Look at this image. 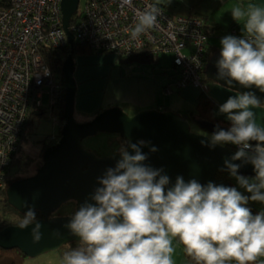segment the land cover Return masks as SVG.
<instances>
[{"label": "clouds", "instance_id": "9594fccd", "mask_svg": "<svg viewBox=\"0 0 264 264\" xmlns=\"http://www.w3.org/2000/svg\"><path fill=\"white\" fill-rule=\"evenodd\" d=\"M159 14L155 5L138 12L132 37L153 28ZM231 15L235 21H244L246 36L226 35L220 40L218 79L229 86L236 82L264 92V4H237ZM261 105L251 91L229 96L218 112L227 117L230 127L217 125L207 142L210 148L237 146L224 164L250 195L237 187L202 185L194 178L185 182L183 176L169 186L170 177L163 168L145 163L148 156L141 149L147 142L127 141L115 167L98 177L99 187L90 197L94 203L86 200L64 225L83 246L65 252L61 264H176L174 241L195 264H257L258 260L264 264V211L253 215L246 206L249 201L264 204V126L258 125L252 110ZM233 161L250 163L254 180L239 175L240 165ZM30 225L37 243L42 225L34 207H29L18 227ZM53 236L60 238L61 233L54 230Z\"/></svg>", "mask_w": 264, "mask_h": 264}, {"label": "water", "instance_id": "95a60500", "mask_svg": "<svg viewBox=\"0 0 264 264\" xmlns=\"http://www.w3.org/2000/svg\"><path fill=\"white\" fill-rule=\"evenodd\" d=\"M81 0H62V23L70 46L74 45V37L70 31L72 19L79 11ZM219 50L207 64L206 76L213 83L234 92H254L264 106V92L255 88H244L236 82L232 86L226 81L219 80L217 61ZM76 61L69 55L63 66L64 74V124L61 139L54 146L49 147L43 154V166L31 178L13 182L7 190L8 203L21 214H25L29 207L40 212L43 219L38 220L41 225L42 238L34 243L32 228L25 229L8 227L0 231V247L5 250L19 249L28 258H35L50 251L59 250L62 246L80 242L79 237L71 234L65 228L70 217L50 218V216L67 202L76 203V211L86 200L90 199L96 187L98 177L106 169L115 167L119 154L99 158L83 147V140L93 138L99 134H114L125 141L138 143L143 140L142 152L147 154L145 163L153 168L164 169V174L170 177V185L175 183L177 176H183L185 182L196 179L202 185L213 182L217 185L230 186L219 179V173L227 172L224 161L236 151L225 145L214 148L207 146V135L193 133L191 122L173 111L160 112L145 110L136 115H128L121 108L114 107L99 113L93 120L79 123L75 118L77 82L75 79ZM201 129L212 134L217 125L203 120L194 122ZM227 130L222 126H219ZM210 138V137H209ZM206 144L202 145L201 141ZM253 145L255 142H252ZM156 152H151V147ZM127 147V144H126ZM131 153V149H128ZM239 164L238 174L255 177L256 173L250 163L233 161ZM27 205V206H25ZM59 230L60 238L53 236V231Z\"/></svg>", "mask_w": 264, "mask_h": 264}, {"label": "built area", "instance_id": "2783aa9c", "mask_svg": "<svg viewBox=\"0 0 264 264\" xmlns=\"http://www.w3.org/2000/svg\"><path fill=\"white\" fill-rule=\"evenodd\" d=\"M81 1L83 9L70 24L74 45L80 43L96 53L118 56L139 52L146 56L171 55L173 67L178 70L172 87L183 90L194 86L208 91L202 84L208 62L203 19L173 17L156 0ZM61 3L62 0H0V192L7 189L12 159L20 150L31 113L45 110L51 116L56 86L42 49L69 45ZM153 5L160 12L157 24L133 38L138 12ZM170 88L165 90L167 95L173 93ZM46 96L50 97L48 106ZM56 139L52 136L46 144L54 145Z\"/></svg>", "mask_w": 264, "mask_h": 264}, {"label": "crops", "instance_id": "0c3cea01", "mask_svg": "<svg viewBox=\"0 0 264 264\" xmlns=\"http://www.w3.org/2000/svg\"><path fill=\"white\" fill-rule=\"evenodd\" d=\"M163 3L166 11L173 17L196 16L204 20L206 34L209 38L214 36L224 37L232 35L236 37L246 36L244 21H235L231 15V9L237 4L247 6L249 3L264 4V0H156ZM208 41V40H207ZM209 46H213L208 43ZM218 50L220 48L216 47ZM221 50V49H220ZM75 70L77 82V97L75 117L95 116L97 112L119 107L126 114L133 116L145 110H157L160 112L175 111L181 113L185 110L184 102L170 100L173 93L167 95L165 90L176 89L166 80L155 76L147 77L138 74L125 75L123 67L115 66V57L99 56L78 57ZM208 94L215 101V115L221 120L227 117L219 114V105L229 96H237L238 92L229 90L218 84L207 88ZM182 91L183 97L197 104L200 90L194 86H188ZM174 92V91H173ZM171 96L167 105L163 104V97ZM166 102V101H165ZM256 113L258 125L264 126V106L252 109ZM195 112V111H194ZM183 114V113H182ZM187 115V114H186ZM184 116V115H182ZM176 264H186L184 250L176 241ZM264 260V258H261ZM259 261V260H258ZM261 262V261H259Z\"/></svg>", "mask_w": 264, "mask_h": 264}, {"label": "rangeland", "instance_id": "374dc122", "mask_svg": "<svg viewBox=\"0 0 264 264\" xmlns=\"http://www.w3.org/2000/svg\"><path fill=\"white\" fill-rule=\"evenodd\" d=\"M83 9V1L80 2L79 11L81 12ZM77 16V15H76ZM73 20V19H72ZM222 37L214 36L213 38L208 39V43L213 45L214 47H218L221 49L220 40ZM111 56V55H108ZM151 58H156V61L149 64H119V66L123 67V72L125 75L130 76L133 75H146L147 77H151L155 74V76H159V78L166 80L170 84H175L176 79L174 80L175 74L178 73V70L173 67V58L171 55H158V56H148ZM79 58H76L75 61L77 63ZM207 66L205 68V71ZM214 83H209L205 85L206 88H209L210 85ZM175 88V87H174ZM173 98L171 96L163 97V104L167 105L168 100L172 103L173 100H177L185 103V110L181 113H175L180 115H186L190 112L195 111L196 105L191 101L186 100L183 97L182 91H178L177 89H173ZM166 101V102H165ZM50 102V97L46 96L45 105L48 106ZM183 113V114H182ZM134 115V114H133ZM97 116V115H96ZM96 116H88L79 118L76 116V121L79 123H86L93 120ZM191 130L193 133L207 135L210 137L211 134L201 129L197 124L191 123ZM52 136H56L57 139L55 141L56 145L58 141L61 139L60 127L57 125V122L50 116V111H46L44 117L35 118L32 124L29 127L27 133V141H25L18 152L10 172V178L12 180H19L23 178L30 177L35 174L39 165L42 166V156L44 154L43 148L44 143H47V140ZM96 143L93 146L95 147V153L99 156H113L117 154V151L123 146L124 142L120 136L114 134H99L93 138H91V143ZM126 147V146H125ZM49 148V147H48ZM47 148V149H48ZM38 172V171H37ZM36 175V174H35ZM33 177V176H32ZM250 179L253 177L246 176ZM31 178V177H30ZM230 183L232 187H237L239 191H241L245 195H250L243 188H240L236 182L234 176L231 175ZM249 203H255L256 207L261 211H264V204L259 202L249 201ZM75 204L70 201L64 204L61 208H59L56 212H54L50 218H60V217H71L75 213ZM67 251H70V247L68 245L62 246L59 250L50 251L48 253L42 254L35 258H27L24 264H61V258L63 254Z\"/></svg>", "mask_w": 264, "mask_h": 264}, {"label": "trees", "instance_id": "16d2710c", "mask_svg": "<svg viewBox=\"0 0 264 264\" xmlns=\"http://www.w3.org/2000/svg\"><path fill=\"white\" fill-rule=\"evenodd\" d=\"M77 19L78 18L76 17L73 21H76ZM219 50L214 46H209V44L207 45V56H208L207 64L209 63L211 57L215 53H217ZM208 53L210 55H208ZM42 55H43L44 63L48 66V68L50 69V71L53 75L54 85L56 86V89L52 94V100L54 101V106L52 107V110H51V117L57 119L58 123L60 124V126H59L60 127V133L62 131V126L64 123V105H65L63 66H64V63H65V61L69 55H72L74 57V59H76L78 57H93L95 55H99V56L111 55V56L115 57V61H116L115 66L118 68L122 67V66H119L118 63L120 65L121 64L127 65V64H131V63H137V64L149 63V64H151V63L156 61V58L148 57L143 52L136 53L132 56H118V55H115L113 53H108V52L96 53L89 46L84 45V44H80V43H76L73 46L66 45L64 47H59V48H55L52 46H45L42 49ZM211 82L212 81L207 78L206 72L204 71L203 78H202V84L205 86ZM214 109H215V101L208 94V91L203 90L200 92V94L198 96L197 104L195 107V112H190L187 115H184L183 117L186 118L191 123H194L197 120H203V121H206V122H209L212 124H216V125H219V126H222V127L228 129L230 127V121H228V120L223 121V120L217 118L215 115ZM167 111H168V109L165 110V112H167ZM45 112H46L45 110H43V111L40 110V111H36V112L31 113V116L28 120V124L26 126L25 135L22 138L21 145L25 141H27V133H28L29 127L32 124L33 120L35 118H38V117H44ZM101 112H103V111L97 112L95 114V116ZM90 141H91V138L83 140V142H82L83 147L86 151L93 152L94 154H96L95 153V147L93 146L96 143L94 142V143L90 144ZM123 142H124V147H125V145L127 144L126 143L127 141L123 140ZM43 144L45 146L44 142H43ZM21 145H20V148H21ZM225 146L227 148L233 150V151H237V146H235V145L226 144ZM46 149H47V147L45 146L43 149V152ZM97 156L101 157L99 155H97ZM15 158L12 159L11 167H12V164H13ZM42 166H43V162H42ZM11 167H10V170H11ZM217 177L219 179H223V180L227 181L230 184L229 187H232L231 183H230L231 174L229 171H227L225 173H219L217 175ZM10 179L11 178L9 175V180ZM9 180H8L7 189L0 192V231L6 229L8 227H12V226L17 227L22 222V220L24 218L23 214L18 212L16 209H14L8 203L7 190L11 185V184H9ZM13 182H15V180H13ZM74 204L76 206L75 202H74ZM246 206L251 209L253 215H256V214L261 212V210L256 207L255 203H248ZM36 216H37L38 220L43 219L40 212H38V211H36ZM68 246L70 247V250H71L73 248L82 247L83 243H82V241L74 242V243L68 244ZM179 246L183 248L182 245H179ZM184 256L186 259V264H195V262L192 261L191 258L185 254V252H184ZM27 258L28 257L19 249L5 250V249L0 247V264H24V262ZM257 264H261V262L257 261Z\"/></svg>", "mask_w": 264, "mask_h": 264}, {"label": "flooded vegetation", "instance_id": "af4514ba", "mask_svg": "<svg viewBox=\"0 0 264 264\" xmlns=\"http://www.w3.org/2000/svg\"><path fill=\"white\" fill-rule=\"evenodd\" d=\"M208 55H210L209 53H208ZM126 146V145H125ZM45 147V146H44ZM44 149V148H43ZM120 150V149H119ZM119 150L117 151V154H119ZM93 153V152H92ZM106 156H101V157H99V158H105ZM42 160H43V156H42ZM43 164H44V162H43ZM42 166H40L39 165V167H38V169L36 170V172H35V174L37 173V171L41 168ZM34 174V175H35ZM34 175H32V176H34ZM32 176H30V177H32ZM30 177H27V178H30ZM27 178H23V179H27ZM23 179H19V180H23ZM13 183V180L12 179H10L9 180V184H12ZM75 208H76V206H75ZM76 211V210H75Z\"/></svg>", "mask_w": 264, "mask_h": 264}, {"label": "bare ground", "instance_id": "6f19581e", "mask_svg": "<svg viewBox=\"0 0 264 264\" xmlns=\"http://www.w3.org/2000/svg\"><path fill=\"white\" fill-rule=\"evenodd\" d=\"M207 35V34H206ZM207 40H208V36H207Z\"/></svg>", "mask_w": 264, "mask_h": 264}]
</instances>
